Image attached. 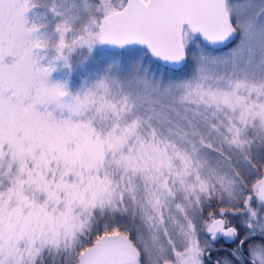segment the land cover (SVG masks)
I'll return each mask as SVG.
<instances>
[{"label": "snow or ice", "instance_id": "obj_1", "mask_svg": "<svg viewBox=\"0 0 264 264\" xmlns=\"http://www.w3.org/2000/svg\"><path fill=\"white\" fill-rule=\"evenodd\" d=\"M0 264H264V0H0Z\"/></svg>", "mask_w": 264, "mask_h": 264}, {"label": "rangeland", "instance_id": "obj_2", "mask_svg": "<svg viewBox=\"0 0 264 264\" xmlns=\"http://www.w3.org/2000/svg\"><path fill=\"white\" fill-rule=\"evenodd\" d=\"M74 67L71 73V79L74 85H78L80 81L89 76L95 69L96 65L94 60H85L81 55H75L73 57ZM54 75H61L56 73Z\"/></svg>", "mask_w": 264, "mask_h": 264}]
</instances>
